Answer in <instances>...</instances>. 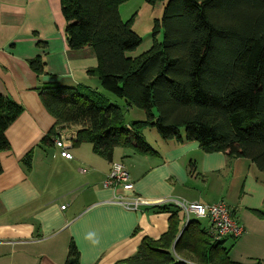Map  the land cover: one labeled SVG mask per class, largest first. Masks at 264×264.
Masks as SVG:
<instances>
[{
  "label": "crops",
  "instance_id": "1",
  "mask_svg": "<svg viewBox=\"0 0 264 264\" xmlns=\"http://www.w3.org/2000/svg\"><path fill=\"white\" fill-rule=\"evenodd\" d=\"M65 26L61 0H0V94L22 108L6 131L10 150L0 155V264H65L71 243L77 264H118L135 255L144 238L165 234L176 210L177 239L182 235L186 216L175 201L224 202L245 229L234 245L223 240L230 260L264 263V174L252 162L206 152L197 142L163 140L145 128L142 136L154 155L129 149L113 154L112 162L125 166L133 184L126 193L103 187L110 162L90 144L75 142L70 160L54 144H41L55 125L38 97L41 88L102 93L98 78L89 73L98 67L95 54L90 48L70 49ZM35 59L45 64L43 70L30 67ZM28 153L30 168L21 162ZM133 196L151 205L129 211L114 203ZM190 220L211 231L208 220L206 227L202 219Z\"/></svg>",
  "mask_w": 264,
  "mask_h": 264
},
{
  "label": "trees",
  "instance_id": "2",
  "mask_svg": "<svg viewBox=\"0 0 264 264\" xmlns=\"http://www.w3.org/2000/svg\"><path fill=\"white\" fill-rule=\"evenodd\" d=\"M129 1L61 0L65 38L72 50L93 51L98 67L89 73L104 92L126 109L155 110V116L128 125L104 93L48 85L37 93L55 125L41 144L53 146L55 127H77V143L90 144L111 163L116 149L154 155L142 136L152 128L163 140L197 142L206 152L248 160L264 174V0H164L163 43L139 59L126 55L140 40L119 15ZM29 65L45 67L40 59ZM21 112L0 94V155L10 150L6 131ZM31 157L21 160L27 168ZM178 213L165 234L144 238L135 255L118 264H241L230 260L226 239L214 240L195 220L177 239ZM77 258L71 243L65 264Z\"/></svg>",
  "mask_w": 264,
  "mask_h": 264
},
{
  "label": "built area",
  "instance_id": "3",
  "mask_svg": "<svg viewBox=\"0 0 264 264\" xmlns=\"http://www.w3.org/2000/svg\"><path fill=\"white\" fill-rule=\"evenodd\" d=\"M79 129L75 127H63L56 129V137L54 139V147L59 150L60 156L70 160L72 149L77 142V132ZM82 173H85L82 170ZM104 188L117 189L121 188L124 192H132L134 190L129 174L125 166L121 162H111L109 172L103 182ZM116 204L129 211H138L142 207L150 206L146 200L133 197H117ZM186 216V224L190 221V217L197 219H206L209 221L211 233L214 240L223 239H239L245 234V229L235 220L231 209L224 203L200 205L196 203L186 204L184 202H174ZM62 210L65 206L61 207Z\"/></svg>",
  "mask_w": 264,
  "mask_h": 264
},
{
  "label": "rangeland",
  "instance_id": "4",
  "mask_svg": "<svg viewBox=\"0 0 264 264\" xmlns=\"http://www.w3.org/2000/svg\"><path fill=\"white\" fill-rule=\"evenodd\" d=\"M164 8V0H132L119 8L121 19L129 23V29L140 40L138 47L133 52L126 54L128 57L139 59L151 49L159 47L163 43L164 31L162 28V17ZM101 92L110 99V103H113L111 101L116 102L114 104L121 108L126 121L134 118L143 119V116L144 119H150V116H155L156 114L155 110L145 113L142 110H137L136 107L126 109L122 100L114 98L102 89ZM180 131L184 132V128H181ZM201 226H207V222L204 219L201 220ZM234 243L235 240H233V245Z\"/></svg>",
  "mask_w": 264,
  "mask_h": 264
}]
</instances>
